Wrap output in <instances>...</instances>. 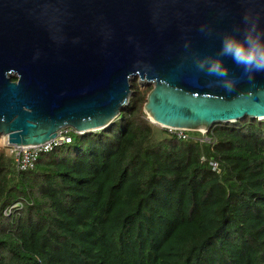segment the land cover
Returning a JSON list of instances; mask_svg holds the SVG:
<instances>
[{"label":"trees","instance_id":"trees-1","mask_svg":"<svg viewBox=\"0 0 264 264\" xmlns=\"http://www.w3.org/2000/svg\"><path fill=\"white\" fill-rule=\"evenodd\" d=\"M151 88L31 168L0 144V264H264V120L177 138L143 113Z\"/></svg>","mask_w":264,"mask_h":264},{"label":"water","instance_id":"water-1","mask_svg":"<svg viewBox=\"0 0 264 264\" xmlns=\"http://www.w3.org/2000/svg\"><path fill=\"white\" fill-rule=\"evenodd\" d=\"M245 13L264 26V0H0V136L26 147L102 130L134 78L152 87L142 111L162 129L264 120V72L223 58L227 91L194 64Z\"/></svg>","mask_w":264,"mask_h":264},{"label":"clouds","instance_id":"clouds-1","mask_svg":"<svg viewBox=\"0 0 264 264\" xmlns=\"http://www.w3.org/2000/svg\"><path fill=\"white\" fill-rule=\"evenodd\" d=\"M225 57L241 67L249 78L254 73L264 72V26L259 19L245 13L239 26L220 37L219 51L215 56L194 59L198 71L215 77L220 86L231 91L236 80L229 75V69L223 61Z\"/></svg>","mask_w":264,"mask_h":264},{"label":"built area","instance_id":"built-area-1","mask_svg":"<svg viewBox=\"0 0 264 264\" xmlns=\"http://www.w3.org/2000/svg\"><path fill=\"white\" fill-rule=\"evenodd\" d=\"M166 130L170 134L175 135L177 138L185 139L187 137L186 131L174 130V129H166ZM207 132L208 131L199 132L201 135V138L199 139L200 142L205 140L203 136ZM72 133L80 135L79 133L74 132L70 128H63L60 131H58L56 138L41 145L26 146V147L11 146L7 144L6 138L3 139L2 136H0V141H1L0 144L8 148L7 152L14 159L16 169L25 170L28 167L30 168L32 167L33 163H35L36 159L39 157L40 154L48 153L58 146L70 143ZM20 207H21L20 203H14L5 209L3 211V214L5 216H8L11 214L13 209Z\"/></svg>","mask_w":264,"mask_h":264},{"label":"rangeland","instance_id":"rangeland-1","mask_svg":"<svg viewBox=\"0 0 264 264\" xmlns=\"http://www.w3.org/2000/svg\"><path fill=\"white\" fill-rule=\"evenodd\" d=\"M10 76H13V75H10ZM136 79V81H137V84L141 87V88H143L145 85H146V83L145 82H143V81H140L139 79H137V78H135ZM1 142V141H0Z\"/></svg>","mask_w":264,"mask_h":264}]
</instances>
